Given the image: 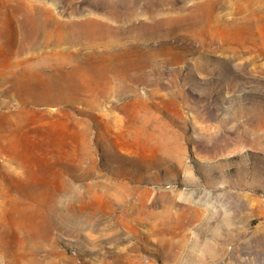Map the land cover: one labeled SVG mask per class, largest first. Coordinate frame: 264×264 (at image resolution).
I'll use <instances>...</instances> for the list:
<instances>
[{"label": "rangeland", "instance_id": "obj_1", "mask_svg": "<svg viewBox=\"0 0 264 264\" xmlns=\"http://www.w3.org/2000/svg\"><path fill=\"white\" fill-rule=\"evenodd\" d=\"M0 264H264V0H0Z\"/></svg>", "mask_w": 264, "mask_h": 264}]
</instances>
